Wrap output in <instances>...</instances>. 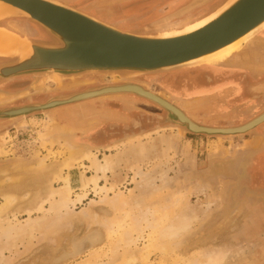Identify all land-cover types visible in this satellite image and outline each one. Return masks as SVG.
Here are the masks:
<instances>
[{"label": "rangeland", "instance_id": "374dc122", "mask_svg": "<svg viewBox=\"0 0 264 264\" xmlns=\"http://www.w3.org/2000/svg\"><path fill=\"white\" fill-rule=\"evenodd\" d=\"M184 1L186 6L194 0ZM205 8L207 7L196 10L192 14H199ZM138 14L141 13L137 12L136 15ZM182 18L188 17L183 16ZM19 21H24V19L1 21L0 27L9 25L8 27L11 26L23 33L21 31L24 30ZM157 21H143L146 24L143 27L124 24L131 30L125 29L123 31H131L130 33L135 34L142 33ZM137 23L143 24L140 21ZM35 26L34 35L30 39L34 41L47 40L48 37L44 32L37 25ZM171 28L173 27L165 30L168 31ZM256 37H264V30ZM11 61L9 58L0 59V65ZM250 61L251 64L247 66L232 64L228 60L220 63H207L169 72L140 75L130 81L166 97L170 103L180 108L192 121L201 126L234 128L245 125L264 113V54H257ZM43 78L44 76L39 75H25L8 80L0 79V94L18 95L13 101L0 105V111L8 108L45 104L55 98L84 92L96 87L123 83L121 82L123 80H118L121 79L119 76L88 74L79 77L86 84L75 89L66 90L62 87L59 88V83L57 85L53 83L55 85L53 87L56 88H52L50 91L29 95L24 93L34 84L46 83L47 81H44ZM113 78L116 80L113 81ZM248 80L251 81V84L246 82ZM201 89H205V91ZM196 99L197 101L201 100L198 105L199 108L189 110L187 106ZM80 104H90L88 108L91 112H83V114H88L80 120L75 119V117L71 118L76 123L67 128L70 133L66 135V138L72 144L84 147V151L93 155L96 154L100 161H103L106 155H113L115 158L123 155L124 160L120 162L122 164L116 172L114 174L109 172L105 177H101L99 184L109 188V196L112 198L119 193L124 198L130 199V191H135L133 197L144 198V203H133L126 205L128 206H125L126 208L112 210L107 204L100 203L103 194L94 192V187L90 186L87 189V199L82 204L77 203L74 207L73 219L66 218L65 221L59 223L60 226L58 225V227L61 228L57 227V229L56 224L54 229L52 226L55 225L53 224L54 216L47 213V224L44 222L45 234L42 235L39 232L38 235L37 232L35 237H39L36 240L31 241L29 239L31 242L26 240V245L23 243L18 244V248L16 246L17 250L13 248L14 251L12 249V252L5 251L7 258L10 257L7 264L11 261L9 264H90L92 262L121 264L124 257L131 254L137 255L133 264H185L195 258L199 251L209 250L214 246L219 249L230 246L233 247V252L241 250L243 246L251 250L249 254L231 264H264V124L242 135L194 134L186 128L175 125L170 121L168 114L157 105L134 95L105 97ZM80 104L78 105L80 106ZM73 106L75 104L58 109ZM78 108L74 111L71 110V112L78 113ZM52 117L53 113L47 111L35 112L14 120L0 119V152L1 150L5 152L3 156L0 154V171L3 173L0 172V181H4L13 175L22 176V184L29 183L31 192L34 194L39 192L41 195L46 192L48 187L46 182L49 180L47 178L53 179V174L63 167L64 159L68 154L67 149L57 143L51 147L41 142L40 134L45 130L48 120L53 119ZM167 142H170L172 149L166 150ZM131 146L135 147L136 150L142 146L152 147L151 159L140 161L136 157L137 154L133 152V156L132 154L126 156L125 154ZM46 157L47 159H45ZM41 158L45 159L43 161L47 167L43 175H40L42 168L33 174L27 170L26 172L22 171V167L21 170L19 168L13 169L16 164L33 165L35 168L42 161ZM160 161L165 163L164 166H161L163 167L161 170L167 166L172 167L168 177L169 187L157 189L156 186L154 193L145 192L146 194L136 189V183L133 182V166L139 164L144 171H149ZM77 167H79L78 164ZM80 168L88 177L96 174L90 159L82 161ZM6 170L9 172L5 174ZM161 183L159 181L158 186ZM53 186L58 188L61 184L55 183ZM9 187L11 186L5 185V189ZM200 189H203L204 193H200ZM176 192L183 194L179 196L180 201L176 207H172V211H174L172 214L188 213L193 216L194 220L189 232L180 237L181 239L175 240L177 245L174 242V245L171 246L173 250L165 255L166 252L163 253L157 248V251L154 252L156 250L154 248L156 246L154 244L156 242V240L154 242L155 230L151 227L145 229V227L148 226V223L150 224L152 219L153 222L151 223L153 224L150 225L154 226L165 221V218L161 219V217H165V214L166 217L172 216V211L170 212L171 209L167 207L168 204L166 203L170 201L171 193ZM77 193L80 191L73 193V199L76 198ZM1 194L2 192H0V198ZM143 195L146 197H142ZM44 198L45 195H42L41 201ZM92 201L93 204H91ZM207 203L210 204V207ZM24 204L26 205V203L18 202L13 211L18 214L21 221L28 218L27 213L23 212L25 210ZM45 208H50L49 203L45 204ZM138 208L141 211L150 210L141 212L144 215L147 213V216L145 215L147 218L140 214ZM132 213L135 217L131 215ZM82 214L84 217L90 214L88 216L90 220L87 221L86 218L88 217L84 218ZM42 215L35 213L33 218ZM67 215L63 214L65 217ZM122 215L125 216L122 218ZM138 216L144 217L146 220L151 218V220L145 223L147 221L142 218V224L137 223L138 226L133 227L136 223H132L133 219L138 220V222L141 221ZM48 222H52V225L50 224L53 228L52 232H50L51 228ZM46 226L50 229L47 230ZM140 226L142 228H139ZM132 227L133 229L138 227L142 232H139L137 228L138 232L135 233L136 230H133ZM121 235L124 236V239L128 237L127 241L136 240L135 237L138 241L127 247L126 240L121 242ZM43 236L46 238L44 239ZM86 238L96 239L92 252L96 255L86 252L83 255L74 256L77 254L74 253L76 252L75 246ZM117 239L121 242L118 245L122 249L120 247L118 249ZM28 242L29 244H27ZM115 242L116 246H113L112 249L111 246ZM114 247H117L118 256L113 258ZM148 252H153V254ZM144 253L148 259L145 258Z\"/></svg>", "mask_w": 264, "mask_h": 264}, {"label": "bare ground", "instance_id": "6f19581e", "mask_svg": "<svg viewBox=\"0 0 264 264\" xmlns=\"http://www.w3.org/2000/svg\"><path fill=\"white\" fill-rule=\"evenodd\" d=\"M50 1H54V2L66 5L65 3L61 2L60 0H50ZM217 1L218 0H215L213 3L208 4V6H206L207 8H205V10L199 14L193 15L192 13H189V14L184 15V16L188 17V18L184 19V18H182L181 13H183L185 8L188 6V5H186V6L182 7V9L180 8L181 10L178 11L177 13H175L171 16H168L166 18H163L161 20H158L157 22L153 23L152 25H150L147 28L146 31H144L142 33L139 32L136 34H140V35H144V36H161V37L166 36L167 37V36L180 35V34H185L188 32L195 31V30L205 26L206 24H208L213 19H215L222 11H224L227 7H229V5H231L232 2H234L235 0H229V1L228 0H219L218 2ZM73 9H75V8H73ZM75 10H77V9H75ZM84 14H86V13H84ZM13 15L24 16V18H21V19H24V21L31 23L29 21V15L27 13H25L24 11H22V10L12 6V5H9V4L4 3V2H0V22L5 21V20H10L7 17L13 16ZM175 15H179V16L181 15V17L170 20L169 22H166L167 20H164V19L172 18ZM90 17H92V16H90ZM200 21H202V23H199ZM101 22H103V21H101ZM103 23H105V22H103ZM197 23H199V24H197ZM33 24L37 25L41 29L42 32L45 31L47 33L48 30L46 28H44L43 26H41L40 24H38V23H33ZM106 24H108V23H106ZM110 26L115 27L114 25H110ZM171 26L173 27V28H171V30H168V31L165 30V29H169ZM263 30H264V24L260 25L258 28L254 29L253 31H251L249 34L242 37L238 41L218 50L217 52L210 54L208 56L202 57V58L195 60L193 62L187 63L185 65H190V64H194V63H198V62H204L206 64L207 63H219L223 59H225L226 57L231 55V53H233L237 49H239L244 43L252 41V40H256L255 39L256 35L261 33ZM17 31L20 32V30H18V29L16 30L15 28L13 29V27H11V26L6 27V28L0 27V58L4 59V58L15 57L16 60H20V59L22 60V59H26V58L30 57V55L33 53L31 51H32V45H33L32 43H34V40H31L28 36L19 34ZM21 32H23V34L26 33L25 31H21ZM45 32H44V34L46 35ZM126 32L130 33L131 31H126ZM32 36H33V34H32ZM42 41H45V40H40L41 43H42ZM35 42H37V41H35ZM46 43L51 44V45H57V42L52 41L51 39H50V42L46 41ZM255 44L256 43H253L252 46ZM258 44H260V46L262 45L261 43H258ZM242 59L240 61H242ZM50 78L51 77H49V76H44L43 79H44V81H47L46 83L34 84V85H32V87L28 91H26L24 93L26 95H29V94H34V93L50 91L52 88H56V87H53V86H55V85H53V83H56V85L59 83L58 84L59 88L62 87L66 90L67 89H75L81 85L86 84V82L84 83L83 81H81L82 79H80L79 77H76V78L70 77L69 79H66V80L62 79L59 81H57V79H53V78H51V79H53V80H51ZM122 78L118 79V80H123L121 82H124V80H125V82L133 83L130 81V80H132V78H130L129 75H125ZM112 80L115 81L116 79L113 78ZM143 88H145V87H143ZM145 89H147V88H145ZM22 94H20V95H22ZM158 96L166 99V97H163L159 94H158ZM17 97H18V95H13V94H0V105L7 104V103L13 101L14 99H16ZM100 99H103V98H100ZM200 101L201 100L197 101V99L192 100V103H190L187 106V108L189 110L199 108L198 105H199ZM77 105L78 104H75V106L70 107V108H65V109H51L49 112L53 113V117H52L53 119L48 120L46 127H45V130L40 134L41 135L40 139H41L42 144L51 146V145H54L57 143L60 146L65 147L67 149V152H68V154L66 155L67 156L66 159H64L63 167H61L59 170H57L53 174V177H52L53 179L47 178V179H49L46 182L48 187L46 189V192L44 194H42V195H45V198L42 201H41L42 195L39 192H37L35 194L33 192H31V190H30L31 188H29V183L22 184V182H21L22 176H16V175L12 174L13 176L6 178L7 180L5 179L4 181H0V184H1L0 185V192H2L1 198H0V264H7V262L9 261L10 257L8 256L9 258H7V256L5 255V251L7 252V250H8V252H12L13 248L15 250H17V248L19 247L17 245L18 244L21 245V244L25 243L26 240H29V239H31V241L33 239L36 240V238L39 237V236L35 237L37 232H38V235H39V232L42 235L45 234L44 232L46 229L44 227H45V224H47V219H46L47 213L53 214V216H54L53 224H55V225H52L51 224L52 222L49 223L50 221L48 222L50 228L53 226L54 229H55L56 224H57V226H56V228H57L59 223H61L62 221H65L66 218L69 217L68 219H70V220H71V218L73 219V217H74L73 215L75 212L73 210L74 207L77 205V203L82 204L84 202V200L87 199V197H88L87 189L90 188V186L94 187L93 188L94 192L99 193V194L100 193L103 194L102 198L100 199V203L107 204L109 207L112 208V210H120V209H123L126 205H130L133 203H140V202L144 203V201H143L144 198L138 199V198L133 197L135 191H130V195H131L130 199L124 198L119 193L115 194L114 197L112 198L109 196V192H108L109 188L106 186L103 187L99 184V179L101 177H105L109 172H111L113 174L116 172L117 168L120 166V164H122L120 162L122 160H124L123 155H119L118 158H115L113 155H110V156L106 155L104 160L100 161L97 158L96 154L93 155L92 153L84 151L83 150L84 147L76 146L75 144H72L71 142H69V140L66 138V135L68 133H70V132H68L67 128L74 126V124L76 123L75 121L71 120V118L75 117V119L80 120L81 118H83L84 115L88 114V113L83 114V112H86V111L89 112L88 107L90 104H80V106L79 105L77 106ZM77 108L79 109L78 113H72L71 112V110L74 111V109H77ZM80 113H82V115H80ZM179 116H180L182 121H185V120L188 121V119L185 116H183L182 114H179ZM69 135H71V134H69ZM62 139H63V142H62ZM133 142H130V143L132 144ZM148 142H150V141H148ZM166 145H167L166 150H168V149L170 150L173 148L172 145L170 144V142H167ZM119 148H121V147H119ZM129 148L130 149L127 150L126 154L125 153L124 154L126 156H129L132 154V152L136 153L137 154L136 157L140 161L148 160L151 156V152L153 149L152 147H146V146L140 147L139 150H136L135 147H132V146ZM50 153H52V152H50ZM63 153H64V151H63ZM0 154H1V156H3V155H5V152L3 150H1ZM132 156H133V154H132ZM43 159L41 158L42 161L39 162L37 164V167H35V168L33 165L32 166L27 165L28 166L27 167L26 164L22 163L23 165H21V164L17 165L16 164L15 166H13L14 167L13 169L19 168L21 170V167H22V171L24 170L26 172V170H27V171H30L31 174H33V173L39 171L40 168H42V170H41L42 172L40 173V175H43L44 172L47 170V167H45L46 165H45ZM45 159H47V157ZM85 159H90L92 164H93V168L95 169L96 174L92 177H88L84 171H81L80 165H81L82 161H84ZM77 164L79 165V167H77ZM164 165H165V163L160 161V163L154 165L151 170L144 171L143 168L141 167V165L135 164L133 166V169H132L133 172L132 173H133V182L136 183V189H139V191H143L144 193L145 192L146 193H151V192L154 193V190H156V188H154V187H156V186H157V189L169 187L170 183H169L168 177L170 176L169 173L171 172L172 167L167 166L166 168L161 170V168H163L161 166H164ZM28 168H29V170H28ZM158 168L160 170L159 172H158ZM0 172H1V174H3L2 171H0ZM6 172H9V171L6 170L4 173L6 174ZM159 181L162 182L160 186H158ZM55 183H60L61 186H59L58 188H55L53 186ZM5 185H10L11 187H9L8 189H5ZM77 191H80V193H77L76 198L73 199V193H76ZM16 192L21 193V194H17ZM199 192L200 193L203 192V189H200ZM182 194L178 193V192L171 193L170 201L166 203V204H168L167 207L171 209L170 212L172 211V207H176V205L179 203V201H180L179 196ZM142 197H146V195H143ZM161 198H162V196H161ZM27 201H28V203H27ZM18 202L26 203V205L24 204L25 210L23 212L27 213L28 218L26 220L24 219V221H21L18 217V214L13 212L15 210V207H17ZM46 203L47 204L49 203V205H50L49 209L45 208ZM93 203L94 202L92 201L91 204H93ZM207 205L210 207V204L207 203ZM126 207H128V206H126ZM164 207L166 209V206H164ZM158 209L160 210V207ZM165 209L163 208L164 211L168 210V209H166V210ZM138 210L140 211V214L143 216L144 214L141 213L143 210L141 211L140 208H138ZM148 210L146 209L147 212H148ZM163 210H162V212H163ZM85 211H86V209H85ZM144 211H145V209H144ZM162 212L160 211L161 216H162ZM173 212L174 211L171 212L172 216H170V217L169 216L166 217V214L164 215L165 217H161V219L165 218V221L160 225L156 224L154 226H151L150 224H153V223H151V222H153V219L152 220H151V218L148 219V220H151L150 224H149L148 223L149 221L145 219V218H147V217H145V215L147 213H145V215H144L145 218L138 216L139 218H141V219H139L141 221L138 222V220L135 221L134 219L132 221V223L136 222L133 227H135L137 225V223L142 224L141 222H143L142 221L143 219H145L144 221H147L145 223H148V226H146L145 229L147 227L148 228L151 227L155 230L154 233L156 234L155 235L153 233V235H155V237H156L154 239V242L156 240V242L154 243L156 246H154V244H152V245L154 246L155 249L157 248V249L161 250L163 253L166 252L165 255L170 253L173 250L171 246L174 245L173 243L175 242V240L181 239L180 237H182L183 235L187 234V232H189V229H190L192 222L194 220L193 216H191L188 213L185 214L182 212L181 214H178V213L172 214ZM35 213L41 214V215L43 214V215L36 217V218L34 217L35 218L34 219L33 214H35ZM63 214L64 215L69 214L70 216L67 215V217H65V216H63ZM140 214H138V215H140ZM89 215L90 214H88L86 217H88ZM131 215L135 217V215H133V213ZM131 215H129V216H131ZM123 216H125V215H122V218H123ZM83 217H84V215H83ZM86 217H84V218H86ZM151 217H153V216H151ZM49 220H50V217H49ZM86 220L89 221L90 217L86 218ZM128 220H129V218H128ZM44 222H45V224H44ZM132 223H131V225H133ZM64 224H65V222H64ZM106 225H107V223H106ZM47 226H46V228H47ZM115 227H116V225H115ZM133 227H132V229H133ZM48 228H47V230L50 229V228L49 229ZM58 228H61V227H58ZM109 228L111 229L110 226H109ZM137 228L138 227L134 228L133 230H136ZM139 228H142V227L140 226ZM139 228L137 230H139ZM52 229L53 228H51L50 232H52ZM69 229H70V227H69ZM145 229H143V230H145ZM153 229H151V230H153ZM59 230H57V231H59ZM112 230L114 231V229H112ZM137 230L135 231V233L138 232ZM60 231H62V230H60ZM139 232H142L141 229L139 230ZM126 233H128V232H126ZM157 234H158V236H157ZM123 237L124 236L121 237V242L122 241L125 242V240L126 241L128 240L127 239L128 237L126 239H124ZM43 238H44V236H43ZM135 238H136V240L127 241V243H126L127 247L128 246L130 247L131 243L133 244V242L138 241L137 237H135ZM117 240H116L117 245L119 243L121 244L119 239H117ZM31 241L29 240V242H31ZM29 242L27 244H29ZM95 242H96V239H94V238L93 239L92 238H88V239L86 238L85 240H82L81 242L77 243V246H75L76 252H74L75 254L76 253L77 254L74 256H80V255L85 254L86 252H91V255H96L94 253L92 254V252L94 250ZM135 243H137V242H135ZM135 243H134V246H136ZM115 244H116V242L111 246V248L113 246H116ZM175 244H176V242H175ZM25 245H26V243H25ZM123 245H125V244L123 243ZM16 246H17V248H16ZM119 247L120 246L118 245V249H119ZM114 248H115V250L114 251L112 250L114 252V254L112 253L113 258L118 256V254L116 252V251H118L117 247H114ZM120 248L122 249V247H120ZM14 249H13V251H14ZM157 249L154 252H156ZM232 249H233V247L231 248L230 246L228 248H221V249L216 248L215 246H214V248L213 247L209 248V250L203 249L204 251L203 250L199 251L198 255L195 258L189 260L185 264H231L238 259L240 260L242 257L246 256L247 254H249L251 252V250L247 249L244 246L241 248V250H237L234 252L232 251ZM112 251H110V252H112ZM148 253L153 254V252L152 253L148 252ZM148 253H147V255H148ZM91 255H90V259H91ZM110 256H112V255L110 254ZM136 256L137 255H134V254L125 256L124 259L121 261V264H133V263H135ZM144 256L146 259H148V257H146V254ZM148 256H150V255H148ZM89 260H85V261L88 262ZM11 262H9V263H11ZM102 263L92 262L90 264H102Z\"/></svg>", "mask_w": 264, "mask_h": 264}, {"label": "water", "instance_id": "95a60500", "mask_svg": "<svg viewBox=\"0 0 264 264\" xmlns=\"http://www.w3.org/2000/svg\"><path fill=\"white\" fill-rule=\"evenodd\" d=\"M215 0H194L181 13H193ZM29 15L31 23H38L48 31V39L32 43L33 52L26 59L0 65V79L8 80L25 75L49 76L57 81L88 74L105 76L129 75L134 78L150 73L174 71L184 67L206 64L198 60L238 41L264 24V0H235L205 26L174 36H144L129 33L103 23L68 5L50 0H0ZM175 15L170 20L180 18ZM21 19L24 16H8ZM260 34V33H259ZM56 41L57 45L47 44ZM50 78V79H51ZM51 79V80H53ZM134 95L145 99L169 116L170 121L194 134L242 135L264 124V113L252 121L234 128H210L192 121L178 107L140 85L123 82L89 89L59 97L45 104H35L0 111V119L14 120L35 112H49L69 105L95 99ZM179 114L187 120L182 121ZM192 125V126H191Z\"/></svg>", "mask_w": 264, "mask_h": 264}, {"label": "flooded vegetation", "instance_id": "af4514ba", "mask_svg": "<svg viewBox=\"0 0 264 264\" xmlns=\"http://www.w3.org/2000/svg\"><path fill=\"white\" fill-rule=\"evenodd\" d=\"M65 4H69L77 10L88 12L92 17L100 19L105 23L114 25L115 27H120L119 29L127 30L128 26H138L143 27L146 24L143 21H154L161 20L171 13L177 11L181 7L185 6V1H156V0H60ZM135 10V11H134ZM141 13L136 15L137 12ZM88 15V14H87ZM14 21V20H11ZM143 24H139L137 22ZM9 22V21H8ZM22 24V28L26 33H20L21 35L28 36L31 38L32 34L35 32L36 26L19 21ZM124 22V23H123ZM7 23V22H6ZM118 23V24H117ZM124 24H126L124 26ZM4 26V25H3ZM5 28L8 26H4ZM27 30V31H26ZM131 30V29H129ZM137 30V29H136ZM135 31V30H133ZM34 35V34H33ZM2 59V58H0ZM251 84V81H246ZM204 90L205 89H201Z\"/></svg>", "mask_w": 264, "mask_h": 264}, {"label": "crops", "instance_id": "0c3cea01", "mask_svg": "<svg viewBox=\"0 0 264 264\" xmlns=\"http://www.w3.org/2000/svg\"><path fill=\"white\" fill-rule=\"evenodd\" d=\"M66 5H68L71 8H75L69 4H66ZM75 9H77V8H75ZM79 11H81V10H79ZM82 12H84V11H82ZM85 13L88 14L89 16H92L88 12H85ZM255 39L256 40H252V41L247 42L245 45H243L242 47L237 49L235 52L231 53L232 55H229L228 57H226L222 61L228 60L232 64L246 65V66L250 65L251 64V61H250L251 58H255V56H257V54H264V37H262V38L255 37ZM253 43H256V44L252 46ZM258 43H261L262 45L260 46V44H258ZM241 59H242V61H240Z\"/></svg>", "mask_w": 264, "mask_h": 264}]
</instances>
